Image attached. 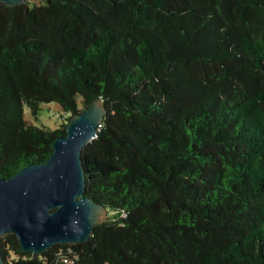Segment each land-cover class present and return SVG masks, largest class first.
Returning <instances> with one entry per match:
<instances>
[{
  "label": "trees",
  "instance_id": "1",
  "mask_svg": "<svg viewBox=\"0 0 264 264\" xmlns=\"http://www.w3.org/2000/svg\"><path fill=\"white\" fill-rule=\"evenodd\" d=\"M95 101L85 195L107 221L41 257L7 235L5 264H264V0L0 3V178ZM46 103L56 130L24 119Z\"/></svg>",
  "mask_w": 264,
  "mask_h": 264
},
{
  "label": "water",
  "instance_id": "2",
  "mask_svg": "<svg viewBox=\"0 0 264 264\" xmlns=\"http://www.w3.org/2000/svg\"><path fill=\"white\" fill-rule=\"evenodd\" d=\"M27 1L0 3L15 7ZM107 115L102 101L93 102L70 119L66 136L54 141L46 162L0 178V245L3 237L14 235L22 252L41 257L57 245L89 242L95 227L105 223L108 209L85 195L82 154L97 139ZM0 264H5L1 249Z\"/></svg>",
  "mask_w": 264,
  "mask_h": 264
},
{
  "label": "rangeland",
  "instance_id": "3",
  "mask_svg": "<svg viewBox=\"0 0 264 264\" xmlns=\"http://www.w3.org/2000/svg\"><path fill=\"white\" fill-rule=\"evenodd\" d=\"M29 1L31 2V4L38 2V0ZM78 103L81 107L82 100L80 97L78 98ZM66 115L67 114L65 113V111L57 103L42 104L37 115H34L28 107H24V119L29 125L37 128L56 130L60 128V126L64 123V120L61 118L65 117ZM65 124L68 123L65 122ZM110 215H112V213H110Z\"/></svg>",
  "mask_w": 264,
  "mask_h": 264
},
{
  "label": "built area",
  "instance_id": "4",
  "mask_svg": "<svg viewBox=\"0 0 264 264\" xmlns=\"http://www.w3.org/2000/svg\"><path fill=\"white\" fill-rule=\"evenodd\" d=\"M67 262V261H66Z\"/></svg>",
  "mask_w": 264,
  "mask_h": 264
}]
</instances>
